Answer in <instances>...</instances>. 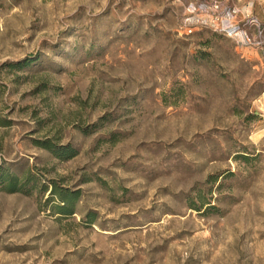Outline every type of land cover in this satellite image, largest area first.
Segmentation results:
<instances>
[{"label": "rangeland", "instance_id": "rangeland-1", "mask_svg": "<svg viewBox=\"0 0 264 264\" xmlns=\"http://www.w3.org/2000/svg\"><path fill=\"white\" fill-rule=\"evenodd\" d=\"M4 174L0 264H264V0H0Z\"/></svg>", "mask_w": 264, "mask_h": 264}, {"label": "trees", "instance_id": "trees-1", "mask_svg": "<svg viewBox=\"0 0 264 264\" xmlns=\"http://www.w3.org/2000/svg\"><path fill=\"white\" fill-rule=\"evenodd\" d=\"M38 146L49 151L55 158L61 161L71 159L77 154V151L70 145L57 146L51 141L38 143ZM0 180L6 192L15 193L20 192L22 189L15 175L4 174ZM50 195L48 198L49 202L54 201V198H56V203L52 206L53 213L60 216H71L75 213L76 205L80 199V191L58 187L55 183H52ZM88 216L90 218L88 223L93 224V215L89 214Z\"/></svg>", "mask_w": 264, "mask_h": 264}, {"label": "built area", "instance_id": "built-area-1", "mask_svg": "<svg viewBox=\"0 0 264 264\" xmlns=\"http://www.w3.org/2000/svg\"><path fill=\"white\" fill-rule=\"evenodd\" d=\"M214 9H217V6L205 7L203 5H200L196 7L190 4L187 9L188 15L187 17H185L183 21L182 28L187 34H191L195 26L198 25L206 26L208 23L206 20L203 19L201 13L203 11L212 12ZM236 13H237L236 10H232L226 13L225 17L228 20H226L225 23L222 25V31L226 33L227 36L231 37L233 40H235L238 44L242 46L260 45V42H256V38L261 37L262 31L260 29V25L257 22V20L250 19L246 23L248 24L247 27L254 29L255 34L251 36L248 33L246 24H240L238 21L235 20Z\"/></svg>", "mask_w": 264, "mask_h": 264}]
</instances>
